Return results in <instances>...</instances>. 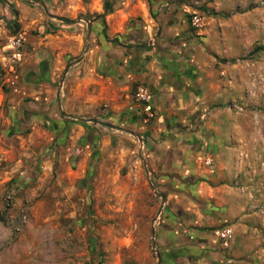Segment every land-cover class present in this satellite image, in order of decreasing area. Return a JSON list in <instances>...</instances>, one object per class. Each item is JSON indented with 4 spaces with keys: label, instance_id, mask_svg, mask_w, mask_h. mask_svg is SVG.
<instances>
[{
    "label": "rangeland",
    "instance_id": "rangeland-1",
    "mask_svg": "<svg viewBox=\"0 0 264 264\" xmlns=\"http://www.w3.org/2000/svg\"><path fill=\"white\" fill-rule=\"evenodd\" d=\"M126 1L0 0V16L17 14L0 20V264H156L153 228H185L183 205L162 196L215 169L217 148L231 151L242 176L233 186L255 193L247 213L264 228V0H164L189 7L187 107L152 118L134 82L127 98L95 91L89 101L92 85L76 102V76H113L101 61L81 65L93 44L100 54L122 44L94 24ZM13 36L22 40L19 60L7 47ZM165 138H181L180 153L172 147L174 157L159 161L187 166L175 185L160 184L150 154ZM229 156L221 157L227 170Z\"/></svg>",
    "mask_w": 264,
    "mask_h": 264
},
{
    "label": "crops",
    "instance_id": "crops-1",
    "mask_svg": "<svg viewBox=\"0 0 264 264\" xmlns=\"http://www.w3.org/2000/svg\"><path fill=\"white\" fill-rule=\"evenodd\" d=\"M181 4H167L164 0H127L122 8L96 20V32L105 25L106 36H115L122 44L107 43L102 46L104 54H100V48L93 44L88 64L81 65L82 68L89 69L93 65L96 68V65H100L96 64L98 60L114 73L112 77L94 76L92 69H89L90 74L86 77L76 76V102L80 104L82 99H94L95 91L101 95L105 93L112 99L123 95L127 98L134 82L150 92V102L156 113L167 114L174 109L186 108L183 86L186 80L180 73L185 72L182 67L192 43L189 39L192 26L186 20L189 7ZM152 36H155L156 46L149 47L146 44ZM80 45L81 34L76 33V49ZM118 60H122L121 65L117 64ZM122 72L123 78L119 75ZM115 82L121 85L118 87ZM92 85L93 95L89 94L86 98V89ZM114 107H118V104ZM180 142L181 138H165L150 146L152 162L156 173H159L161 185L167 182L175 185L178 171L188 173L187 166L182 169L181 165L166 162V159L159 161L167 154L174 157L172 147L175 149ZM179 153L177 151L175 155ZM229 154L230 150L217 148L218 167L204 169L199 179L193 180L191 175L189 179L193 181L185 182L183 189L177 190L174 186L162 196L172 206L183 205L185 228L183 232L165 228L164 225L153 228L154 240L151 238V241L158 249L156 264H264V234L261 233L264 228L254 221L253 214L247 213L257 204L256 195L241 192L233 186L242 176L238 173L233 156ZM227 155L231 160L229 170L221 160ZM181 190L183 198L177 193ZM166 219L168 222L165 225H169L168 215ZM224 226H230L233 230L228 247H223L215 234L216 229Z\"/></svg>",
    "mask_w": 264,
    "mask_h": 264
},
{
    "label": "built area",
    "instance_id": "built-area-1",
    "mask_svg": "<svg viewBox=\"0 0 264 264\" xmlns=\"http://www.w3.org/2000/svg\"><path fill=\"white\" fill-rule=\"evenodd\" d=\"M192 22L194 25H200L201 23V16L198 13H194L192 16ZM22 45V40L20 37H10L8 38V44L7 47L12 50V56L14 59L19 60L21 57V53L19 51V48ZM135 97L138 101H140L143 105L145 114L147 118H152L154 116L153 114V106L151 104L150 94L146 88L143 86H137L135 90ZM141 140V138H140ZM210 160H207V163H209ZM10 201V196L7 195L5 198L6 204H8ZM215 234L217 238L220 240L223 247H228L229 242L233 236V230L230 226H224L221 228H218L215 230Z\"/></svg>",
    "mask_w": 264,
    "mask_h": 264
},
{
    "label": "water",
    "instance_id": "water-1",
    "mask_svg": "<svg viewBox=\"0 0 264 264\" xmlns=\"http://www.w3.org/2000/svg\"><path fill=\"white\" fill-rule=\"evenodd\" d=\"M14 12V16L16 18L17 14L16 12L13 10ZM15 18L14 19H7L5 16H0V20L4 21L5 23L7 24H11L15 21ZM91 121L95 122V123H99L101 125H104L106 127H111V128H118V126L112 124V123H109V122H105V121H98L97 119H91ZM135 135V134H134ZM151 238L152 240H154V229L152 230V233H151ZM157 260L160 259L159 255L157 256Z\"/></svg>",
    "mask_w": 264,
    "mask_h": 264
},
{
    "label": "trees",
    "instance_id": "trees-1",
    "mask_svg": "<svg viewBox=\"0 0 264 264\" xmlns=\"http://www.w3.org/2000/svg\"><path fill=\"white\" fill-rule=\"evenodd\" d=\"M264 47L262 46V47H259V49H263Z\"/></svg>",
    "mask_w": 264,
    "mask_h": 264
}]
</instances>
